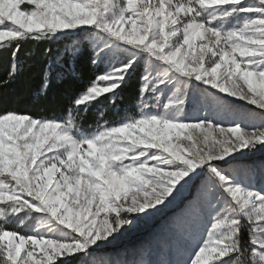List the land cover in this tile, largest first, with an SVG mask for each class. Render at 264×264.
I'll list each match as a JSON object with an SVG mask.
<instances>
[{
  "label": "snow or ice",
  "instance_id": "snow-or-ice-1",
  "mask_svg": "<svg viewBox=\"0 0 264 264\" xmlns=\"http://www.w3.org/2000/svg\"><path fill=\"white\" fill-rule=\"evenodd\" d=\"M29 44L41 104L96 71L59 115L0 109V264H264V165L239 163L264 148V0H0V97ZM138 69L136 114L89 123ZM193 183L174 258L99 255Z\"/></svg>",
  "mask_w": 264,
  "mask_h": 264
},
{
  "label": "rangeland",
  "instance_id": "rangeland-1",
  "mask_svg": "<svg viewBox=\"0 0 264 264\" xmlns=\"http://www.w3.org/2000/svg\"><path fill=\"white\" fill-rule=\"evenodd\" d=\"M215 91V90H213ZM231 99V98H230ZM240 112H248L254 106L247 105L245 102H238L232 105ZM209 108L204 104L203 98L193 99L188 108V115L195 117L202 116ZM227 122L232 119L230 116L217 117ZM258 122V121H257ZM241 165H255L257 167L264 165V148L248 153L240 157ZM191 184L183 194L178 197L171 205L162 208L158 213L150 217H145L136 222V224L125 232L118 239L110 244H105L99 249V255L105 259L112 260H133V259H152L167 260L174 258L170 255L169 248L174 249L175 238L181 233L187 220V211L190 202L197 195V185ZM194 188L193 194L188 197L191 189ZM150 249V255H140L142 250ZM75 264V261H72Z\"/></svg>",
  "mask_w": 264,
  "mask_h": 264
},
{
  "label": "trees",
  "instance_id": "trees-1",
  "mask_svg": "<svg viewBox=\"0 0 264 264\" xmlns=\"http://www.w3.org/2000/svg\"><path fill=\"white\" fill-rule=\"evenodd\" d=\"M44 45L29 44L25 47V51H32L35 55L28 61L31 65L26 72L18 77L14 83L9 84L3 89V96L0 97V109L13 108L20 112H27L33 116L61 114L67 107L69 101L82 91L84 83L93 78V69L88 65L87 70L82 74V78L72 85L54 80L50 85V94L58 101L55 104H41L38 102L37 93L42 87L40 53ZM55 47V46H54ZM6 63L0 64V79L5 74ZM140 69L133 75L129 83L119 92V98L115 106L109 104L105 98H101L99 103H95L88 111L89 123L97 122L98 111L107 108L104 117L109 123L118 122L125 114H136V99L138 95V80ZM195 185V184H194ZM194 188L189 192L188 197L193 194ZM15 227V225H11Z\"/></svg>",
  "mask_w": 264,
  "mask_h": 264
}]
</instances>
